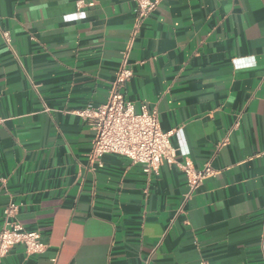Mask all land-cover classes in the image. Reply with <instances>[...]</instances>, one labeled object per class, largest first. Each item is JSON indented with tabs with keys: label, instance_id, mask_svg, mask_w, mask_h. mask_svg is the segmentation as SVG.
Returning <instances> with one entry per match:
<instances>
[{
	"label": "crops",
	"instance_id": "1",
	"mask_svg": "<svg viewBox=\"0 0 264 264\" xmlns=\"http://www.w3.org/2000/svg\"><path fill=\"white\" fill-rule=\"evenodd\" d=\"M136 15V0H0V227L13 203L46 245L1 264H264V0H159L130 42ZM128 44L123 96L157 112L178 162L201 168L238 120L180 212L178 165L89 157L77 111L106 101Z\"/></svg>",
	"mask_w": 264,
	"mask_h": 264
},
{
	"label": "built area",
	"instance_id": "2",
	"mask_svg": "<svg viewBox=\"0 0 264 264\" xmlns=\"http://www.w3.org/2000/svg\"><path fill=\"white\" fill-rule=\"evenodd\" d=\"M159 0H136L137 15L133 31L129 41L135 35L140 21L148 15L157 5ZM11 52L12 49L6 31L1 32ZM129 44L122 51L121 63L115 78L110 86L106 101L96 108L78 110L77 114L94 119L95 135L89 152L91 160H98L105 153H114L129 158L132 162H138L145 172H156L162 162L176 164L184 172L188 184V192L185 194L178 212L182 211L184 203L193 195L203 180L214 175L217 170L212 166V160L222 146L228 141L229 135L237 126L238 120L228 130L226 135L219 140L213 149V154L207 159L201 168L195 169L189 162H178L176 150L170 143L172 130L162 131L159 126V118L155 110H149L142 106L140 111H135L133 105L126 101L123 93V83L131 76V70L127 67ZM4 119L0 117V124ZM16 205L8 204L3 209V221L0 227V264L2 258L17 243L25 247L30 254L43 253L45 244L40 239L37 230H27L14 218ZM56 256L50 258L49 264H56Z\"/></svg>",
	"mask_w": 264,
	"mask_h": 264
}]
</instances>
